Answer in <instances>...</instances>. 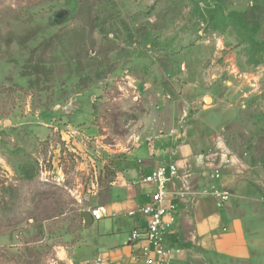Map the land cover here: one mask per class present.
<instances>
[{"label": "rangeland", "instance_id": "obj_1", "mask_svg": "<svg viewBox=\"0 0 264 264\" xmlns=\"http://www.w3.org/2000/svg\"><path fill=\"white\" fill-rule=\"evenodd\" d=\"M204 133L264 161V0H0V264H93L127 154Z\"/></svg>", "mask_w": 264, "mask_h": 264}, {"label": "crops", "instance_id": "obj_2", "mask_svg": "<svg viewBox=\"0 0 264 264\" xmlns=\"http://www.w3.org/2000/svg\"><path fill=\"white\" fill-rule=\"evenodd\" d=\"M201 137L205 145L198 149L188 167L174 159L175 152L165 159L158 146L166 141L162 136L150 142L157 139L156 145L149 143L147 149L127 154L107 198L97 206L104 209L105 215L97 221L92 246L87 243L93 255L110 264H135L132 252L139 246L130 244L129 234L145 220L138 215L129 218L127 214L145 204L147 196L144 189L127 187V183L176 161L180 174L194 173L197 183L193 187L188 181L192 193L178 200L179 213L169 236V244L179 250L173 264H264V161L252 155L248 158L249 153L234 157L224 154L220 159L208 155L205 151L212 138L208 133ZM216 169L221 172L219 179L212 176ZM181 179L172 184V190L180 188ZM212 189L228 191V202L221 205L208 194Z\"/></svg>", "mask_w": 264, "mask_h": 264}, {"label": "built area", "instance_id": "obj_3", "mask_svg": "<svg viewBox=\"0 0 264 264\" xmlns=\"http://www.w3.org/2000/svg\"><path fill=\"white\" fill-rule=\"evenodd\" d=\"M214 179L221 177L216 169L212 174ZM178 163L172 161L161 165L148 173L140 174L127 183V187L145 190L147 202L127 214L129 218L137 215L144 218V223L130 232V244L139 246L132 252L135 264H173L174 256L179 252L169 244V236L173 233L179 213L178 200L192 193L187 177L181 179ZM182 180L178 189L171 186L176 180ZM207 193V192H205ZM208 194L217 198L221 205L228 202L230 193L212 189ZM94 221L104 218L103 208L89 211ZM93 264H110L103 258H97Z\"/></svg>", "mask_w": 264, "mask_h": 264}, {"label": "water", "instance_id": "obj_4", "mask_svg": "<svg viewBox=\"0 0 264 264\" xmlns=\"http://www.w3.org/2000/svg\"><path fill=\"white\" fill-rule=\"evenodd\" d=\"M80 216L84 221V228H88L89 226H91L93 224L94 219H93L90 212H88V211L81 212Z\"/></svg>", "mask_w": 264, "mask_h": 264}, {"label": "bare ground", "instance_id": "obj_5", "mask_svg": "<svg viewBox=\"0 0 264 264\" xmlns=\"http://www.w3.org/2000/svg\"><path fill=\"white\" fill-rule=\"evenodd\" d=\"M207 102H208V103L211 102V99L208 98V99H207Z\"/></svg>", "mask_w": 264, "mask_h": 264}, {"label": "trees", "instance_id": "obj_6", "mask_svg": "<svg viewBox=\"0 0 264 264\" xmlns=\"http://www.w3.org/2000/svg\"><path fill=\"white\" fill-rule=\"evenodd\" d=\"M113 181H114V180H113ZM113 181H112V182H113ZM112 182H111V183H112Z\"/></svg>", "mask_w": 264, "mask_h": 264}]
</instances>
